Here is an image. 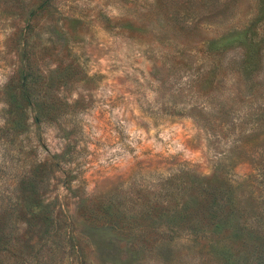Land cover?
<instances>
[{
	"label": "rangeland",
	"instance_id": "rangeland-1",
	"mask_svg": "<svg viewBox=\"0 0 264 264\" xmlns=\"http://www.w3.org/2000/svg\"><path fill=\"white\" fill-rule=\"evenodd\" d=\"M186 10L191 31L172 33L155 0H0L11 264H225L243 228L264 237V0ZM230 98L233 134L211 116ZM238 138L261 163L236 203L242 230L199 236L192 212L180 220L196 176L222 175ZM250 160L234 159L231 185Z\"/></svg>",
	"mask_w": 264,
	"mask_h": 264
},
{
	"label": "trees",
	"instance_id": "trees-1",
	"mask_svg": "<svg viewBox=\"0 0 264 264\" xmlns=\"http://www.w3.org/2000/svg\"><path fill=\"white\" fill-rule=\"evenodd\" d=\"M158 16L167 17V22L172 24L173 27L168 28V32H182L187 33L191 31L189 24H185V21L181 22L178 19L183 12H188L186 9L191 7L193 0H155ZM186 14V13H185ZM184 35V34H183ZM230 98L231 107L227 105L223 107L213 108L214 114L211 116H217L219 119L224 120L225 125L223 127L232 128L229 130L230 134H233L236 131V126L233 124V119L230 115L235 114L238 111V108L235 109L237 103ZM14 103L18 107L24 106L27 102L25 98H13ZM211 101L216 102L215 98ZM26 102V103H25ZM30 105V101H28ZM25 107V106H24ZM22 107V108H24ZM31 107V106H30ZM204 108V107H203ZM194 109V108H193ZM194 111H198L196 108ZM211 129H215L214 126H211ZM251 151H247L244 147L243 138L237 139L233 145L226 151L225 160L223 162L224 168L222 175L213 176V177H200L196 176V181L194 183L195 193L194 204L191 207H186L184 213L181 214L180 220L190 212H192V223H194L197 232V235H217L221 238V231H225L226 228L232 227L233 229L240 232L242 230L241 226L238 225L235 227V221L239 214V210H236L238 207L236 203L239 200V197L247 193V191L256 192L258 187L255 189L253 182L255 183L259 178V174L256 172L257 168L261 166L260 162L254 160V155L251 156ZM229 156H228V155ZM243 157L248 159H253L251 161L253 173L247 176L246 180L243 183H235L234 185L230 183V179L227 178V174L235 167L234 159L240 161ZM236 161V163H237ZM250 182V183H249ZM259 186V185H257ZM192 211H191V210ZM201 216V219H200ZM11 220L7 218H0V264H11L7 256L8 238H13V233H8ZM50 222L53 223V216L50 217ZM182 222V220H181ZM240 227V228H239ZM12 228H10L11 230ZM244 236L238 235L239 238L234 240V257L225 256L223 263L225 264H264V237L261 235H255L250 231L245 230ZM243 233V232H242ZM242 236V237H241ZM205 238V236L203 237ZM233 238H230L229 241H232Z\"/></svg>",
	"mask_w": 264,
	"mask_h": 264
}]
</instances>
